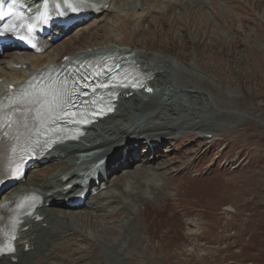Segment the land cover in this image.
<instances>
[{
  "label": "rangeland",
  "instance_id": "374dc122",
  "mask_svg": "<svg viewBox=\"0 0 264 264\" xmlns=\"http://www.w3.org/2000/svg\"><path fill=\"white\" fill-rule=\"evenodd\" d=\"M123 1L140 5V0H118L119 5ZM151 5L152 0L143 1L145 9ZM117 8L115 4L112 12ZM155 16L140 27L119 22V48L147 49L170 61L182 68L181 82L175 77L180 86L194 83L198 93L209 92L214 103L199 115L201 125L197 119L187 122L185 113L172 115L188 123L179 141L168 139L155 152L139 144L134 153L138 158L128 166L138 173L141 192L138 198H128L135 205L132 212L114 207L96 215L83 207L55 208L73 220L67 232L70 240L55 248L49 256L55 259L48 262L264 264V0H191L178 11ZM105 28L94 35L71 32L68 42L52 54L60 58L88 44L107 42L113 34ZM206 123L214 125L212 138L199 139L207 135L200 134L209 129ZM153 169L161 175L158 181L142 185L140 180ZM121 170L108 175L107 181L134 185L130 174L124 177ZM162 184L165 187L153 194L151 185Z\"/></svg>",
  "mask_w": 264,
  "mask_h": 264
},
{
  "label": "bare ground",
  "instance_id": "6f19581e",
  "mask_svg": "<svg viewBox=\"0 0 264 264\" xmlns=\"http://www.w3.org/2000/svg\"><path fill=\"white\" fill-rule=\"evenodd\" d=\"M143 1L140 0L139 6H137V1H123L122 5H119L118 0L90 1V8L94 12L91 13V16L94 19L78 26L73 34L77 35L87 31L89 35H94L105 26V30L111 31L113 34L107 42L104 41L99 45L88 44L87 47L68 54L64 53L60 58L58 55H53V50L68 42L71 36L54 45H48L47 49L51 50L44 55L37 56L30 53L11 55L6 52L3 58H0V64H4L0 70V96L4 93L7 85H17L37 71L49 65L60 63L64 57H78L100 50L129 51L133 54L132 59L139 69L148 74L147 80L141 88L135 91L126 90L122 92L117 98L114 112L90 125L83 138L77 142H69L53 147L45 155V160L54 162L53 165L33 166L32 170L28 172L24 184L10 189L1 197L3 202L31 192L36 194L42 203L36 210L38 218L41 220L25 221L21 227L19 237L15 241V254L3 257L0 264L52 263L48 261L55 259V257L49 258L50 253L56 251L55 248L63 246L66 240H70V235L67 232L71 228V221L73 220V218L62 216L58 209L68 211L78 207H71L66 202H70L71 197L77 193L87 191L86 198L81 205L87 212L100 215L114 207L117 209L120 207L124 211L131 210L132 212L135 205H130L127 201L128 198L131 199L130 195L138 198L141 193L137 185L139 176L137 172L133 173L125 168L130 166L134 158H138V155L134 154L138 151L137 146L143 143L146 148L150 147L155 152L158 146L163 142H167L168 139L179 141L181 134H184L187 130L188 121L191 122L197 119L198 124H203V121L199 120V115L204 116L203 113L210 110L214 103L209 92L198 93L199 88L194 83L187 87L180 86L175 77L181 82L178 74H180L182 68L173 65L170 61L154 56L153 52L147 49L119 48L118 40H116L117 38L121 39L123 35L117 31L116 25L119 22L140 27L149 20L156 18V14L163 13L165 10L178 11L182 5L191 0H152L149 9H145L147 7L143 6ZM115 4H117L118 10L112 12ZM106 5L107 9L100 14L93 10V7ZM159 7H163L165 10L160 11ZM114 14H116L117 20L112 16ZM2 59H5V61ZM173 66L180 70L176 71ZM201 99L203 100L202 103H200ZM176 112L185 113L187 122L183 123L178 119L173 120L172 115ZM210 118H213V116ZM180 126H182V130ZM213 126L206 123L205 127L209 129L202 130L200 134L210 135ZM205 137L206 135H201L198 138L206 139ZM171 144L175 145L176 143H169L168 146ZM148 152H146L147 155ZM145 157H142V159ZM102 159H106L105 172H102L103 169L99 168L92 172L89 177L81 175L93 162ZM142 159L141 163L144 164L145 162ZM115 164L118 166L114 167ZM120 167L124 168H121L122 172L124 171V177L130 174L129 178L134 181V185L127 184L128 182L124 184L107 181L106 177L109 172L114 173ZM140 168H142V164H140ZM159 176L161 175L156 174V169H153L140 180L141 184L145 185V183L158 181ZM159 180L163 182L164 178L160 177ZM69 185H71L70 190L65 189ZM158 186L161 187L151 185L153 194L161 190L162 186L164 188L165 184ZM142 187L144 188V186ZM108 193H111L110 201H106ZM136 195L138 196L136 197ZM131 235L130 228L125 232L127 242L132 238ZM118 244L120 245V243H117L113 246L114 250Z\"/></svg>",
  "mask_w": 264,
  "mask_h": 264
}]
</instances>
